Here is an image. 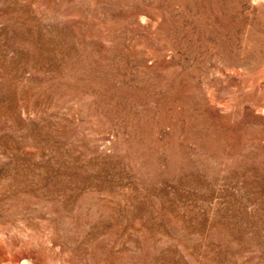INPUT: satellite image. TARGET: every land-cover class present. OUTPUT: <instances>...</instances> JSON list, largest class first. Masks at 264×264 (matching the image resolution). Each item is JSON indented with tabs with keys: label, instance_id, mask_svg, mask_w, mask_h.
<instances>
[{
	"label": "rangeland",
	"instance_id": "rangeland-1",
	"mask_svg": "<svg viewBox=\"0 0 264 264\" xmlns=\"http://www.w3.org/2000/svg\"><path fill=\"white\" fill-rule=\"evenodd\" d=\"M0 264H264V0H0Z\"/></svg>",
	"mask_w": 264,
	"mask_h": 264
}]
</instances>
